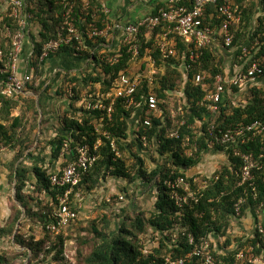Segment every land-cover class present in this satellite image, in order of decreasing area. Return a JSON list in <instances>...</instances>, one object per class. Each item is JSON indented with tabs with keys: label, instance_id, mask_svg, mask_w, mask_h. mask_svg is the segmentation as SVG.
Masks as SVG:
<instances>
[{
	"label": "trees",
	"instance_id": "16d2710c",
	"mask_svg": "<svg viewBox=\"0 0 264 264\" xmlns=\"http://www.w3.org/2000/svg\"><path fill=\"white\" fill-rule=\"evenodd\" d=\"M105 1L90 0L87 8V0H72L75 5L72 16L77 21V27L85 33L91 30V24L104 28L109 18L103 8ZM184 3L179 2L178 5ZM65 4L66 0H27L26 11L31 14L35 23L31 38L36 44L38 55L42 46L54 38L60 30ZM236 5L241 12V22L231 27L234 41L229 47L225 45L224 38L219 34L221 22L210 19V15L215 14L216 7L207 8L205 24H212V27L216 28V36L212 46L204 49L202 58L197 63L191 64L190 68H187V64H190L187 60V48L175 34H171L169 38L174 39V49L177 53L167 59L164 58L158 43L162 40V34L169 30L167 24H162L150 33L142 29L138 37L140 52L136 58L117 39L113 47L103 48L100 44H104L106 38L92 39L85 36L83 51L78 52L74 45L63 46L48 60V63L51 60L60 62L65 60L72 63L71 60H75L81 65L78 72L70 73L67 70L65 75L59 73L45 88V84L52 77V72L44 64L38 68L39 86L35 87L32 84L30 90L38 94L43 91L44 97L49 100L54 98L58 103L60 100H66L67 104L58 118V129L54 139L47 144V147H51L49 162L44 167H33L35 182L28 185V169L25 167H20L16 174H13L17 180L18 202L22 204L31 222H36L42 230L41 239L26 240L22 234L15 236L16 244L33 251L35 260L33 257L30 260L31 264L50 259L52 264H74L66 255L67 239L72 240L77 235L79 239L76 241L80 243V231L85 229L78 226L80 223L78 218L59 235L46 229L49 217L58 207L56 198L58 191L51 186L52 171L49 170L56 161H62L59 169L66 166L74 160L73 154L78 147L86 145L93 147L100 139L102 146L98 152L99 160L94 167L82 174L76 190L88 197L96 184L105 181L108 176L122 179L131 185L141 182L149 189L155 190H153L154 211L149 218H146L143 211H138L134 219L128 216L122 218L116 214L120 226L112 233L103 232L97 228V225H93L94 236L91 240L81 241L84 248L87 246L91 252L82 256L84 253L80 251L82 262H79L78 256V264H168V260L180 259H186L185 264H195L197 259L188 258L194 249V245L189 244L188 241L190 234L194 236L196 244H199L202 238L226 237L223 247L225 252L223 254L215 252L216 260L222 264H241L236 261L239 249H229L231 236L227 233L237 219L235 203L240 197L247 199V203L242 208V216L250 210L255 219H258L256 212L264 209V157L260 156L264 155V137H257L254 141L240 145L238 148L242 153H252L254 160L259 163L260 169L253 171L255 176L253 191L251 182L242 183L241 158L233 155L231 150L208 146L207 140L211 137L207 131L209 121L206 119L210 116L209 110L202 106L207 94L215 91V77L219 74L226 75L228 62L245 69L248 55L260 61L263 73L255 76L251 87L248 86L242 92L238 87H233V92L237 95L232 93L224 96L225 100L217 113L215 124L219 129L228 130L256 121L264 123V0H236ZM160 8H167L166 3L158 5L153 14H156ZM6 28L14 32L18 29L17 24L7 15L1 14L0 40L8 56L10 41L2 37ZM26 47H29L28 43ZM115 56L118 57V62L112 64L108 61ZM148 57L155 61L159 73L152 78V83L149 79H143L136 93L137 106L127 107L126 101L119 100L111 117L107 112L88 110L85 107L88 101L98 100L100 94H114L119 90L123 74L133 76L145 71ZM1 67L3 65L0 64ZM198 74H205L208 78L202 84H196L195 77ZM57 83L60 85L57 86ZM69 87L74 93L71 98L66 92ZM49 92L51 94H48ZM177 93H180V97ZM147 94H156L161 100L160 111L151 117V126L145 125L143 96ZM237 98L244 99V104H236ZM43 106V100L39 103L35 97L8 98L0 95V146L4 143L13 148L17 145L26 148L27 146H24L26 142L23 140L18 141L16 145V138L7 130L5 123L9 118L12 119L11 129H19L25 121L30 126L31 123L38 125L35 113ZM180 106H182L181 113L176 118H170L171 113L177 111ZM17 109L21 111V115L13 116L12 112ZM198 122L202 125L197 126ZM100 125L101 132H97L96 127ZM177 129L180 132L179 138H171L170 133ZM203 131L205 135L198 138L197 134ZM103 133H106L107 137ZM187 136L191 137L192 144L198 145V151L192 157L186 155L187 148L184 141ZM144 138L147 139V146ZM113 142L122 152V157L115 156L111 147ZM65 145H69V151H66ZM148 153L150 156H147ZM204 154L225 155L227 162L216 169L211 176H189V172L201 163ZM146 156L151 163L149 166ZM178 177H183L192 185V190L198 195L197 202L193 201L183 208L176 205L171 196L172 191L167 188L165 182ZM204 184H207L206 188L202 189ZM30 203H35L38 210H33ZM76 211L79 217V207ZM21 214L22 211L18 208L15 220H18ZM104 218L107 220L106 217ZM5 234L6 229H0V236ZM149 234H154L152 237L158 242V246L146 252L144 243ZM260 240L259 228H257L254 237L247 243L254 248L256 255H261L264 250V246L258 248ZM260 243L263 241L261 240ZM0 262L3 263L4 259H0Z\"/></svg>",
	"mask_w": 264,
	"mask_h": 264
},
{
	"label": "built area",
	"instance_id": "2783aa9c",
	"mask_svg": "<svg viewBox=\"0 0 264 264\" xmlns=\"http://www.w3.org/2000/svg\"><path fill=\"white\" fill-rule=\"evenodd\" d=\"M71 1L66 0L60 30L54 38L42 46L40 54L38 55L36 44L31 38V32L34 29L35 23L31 14L26 11L27 0H0V15H7L18 27L16 32L10 28H6L2 34L4 39L10 41L8 56H6L0 40V64L3 65L0 68V95L8 98H16L19 96L36 97V94L30 90V87L32 84L35 87L39 86L38 68H41L43 64L47 67L46 64L49 58L56 54L63 46L74 45L78 52L83 51L85 36L92 39L97 37L106 38V42L100 44V47L103 48L113 47L117 39L136 58L140 52L138 37L142 29L150 33L162 24H167L169 30L162 34V40L158 43L164 58L167 59L177 53L174 49V39L169 38L171 34H175L187 48V60L190 62V64H187V68H190L191 64L197 63L202 58L203 50L212 46L216 36V28H213L212 24H205V14L208 7H216L215 14H211L210 19H216L221 22L218 30L219 34L224 38L227 47L231 46L234 41L231 27L241 22V12L239 6L236 5V0H165L164 3H166L167 8H160L156 14L152 12L133 23H124L123 21L115 19L112 16L106 0L103 3V8L105 14L109 16L107 19L108 22L104 28H99L91 24V30L85 33L77 27V21L72 16L75 5ZM179 2H183L184 5H178ZM89 3L90 0H87V8L89 7ZM27 43L29 47L25 48ZM245 52H247L246 49ZM246 58L247 66L245 69H240L237 65H231L228 66L226 75L219 74L215 77V91L207 94L202 102V106H205L209 110L210 116L206 119L209 121L207 131L211 137L207 140L208 146L211 148L220 147L231 150L233 155L240 157L242 160V168L240 171L242 183L251 182L254 191L253 181L255 176L253 171L260 169L259 163L254 160L252 153H242L238 148L240 145L254 141L257 137H264V123L256 121L250 124H241L228 130L219 129L215 124L217 113L225 100L223 99L224 96L234 93L233 87H238L240 92L248 88V86L251 87L255 76L263 73L259 60H254L248 57V55ZM108 61L113 64L118 62V57H111ZM59 73L65 75L66 71L59 68L53 69L52 77L45 84V88L52 83L53 78ZM155 74V61L148 58L145 71H140L133 76L123 74L121 77V88L119 90H116L114 94H100L98 100L88 101L85 107L88 110L107 112L111 117L115 104L119 100L126 101L127 107L137 106L136 93L139 85L145 78L151 80L152 83V78ZM207 78L208 76L205 74H198L195 77V83L202 84ZM59 85L60 83H57V86ZM66 92L70 98L73 97L74 93L72 88H67ZM235 94L237 95V93L233 95ZM160 103L161 100L156 94L143 96V106L146 116L145 125L151 126V117L160 111ZM177 111L176 113L179 115L182 111V106ZM176 117L174 110L170 118L173 119ZM198 125L201 126L202 123L198 122ZM101 128V125L97 126L96 131L101 132ZM103 135L107 137L106 133H103ZM179 135L180 132L178 129L170 133L171 138L178 139ZM204 135L205 132L203 131L197 134V137L199 138ZM143 140L145 146H147V139L144 138ZM184 142L187 148L186 155L192 157L198 151L197 143L192 144L190 136H187ZM101 146L102 141L100 139L93 147L88 145L78 147L73 154V161L52 172L50 181L53 189L58 191L56 195L58 207L52 216L49 217L50 220L46 225V229L51 233L59 235L66 231L71 223L78 218L76 209L78 208L79 202L83 201L84 194L78 192L76 187L80 182L82 174L94 167L98 162V152ZM111 147L115 156L121 157V152L114 142L111 144ZM65 148L66 151H69V145H65ZM67 155L72 154L67 153ZM260 156L261 158L264 157V155ZM165 185L172 191L171 196L180 208L190 205L193 201H198L197 192L192 190V185L183 177H178L175 180H167ZM206 185L204 184L202 189H205ZM246 203V197H240L236 201V217H241L242 208ZM258 228L260 238L264 243V228L262 226ZM188 241L189 244L194 245V249L188 258L190 260L197 259L195 264H222V262L216 260L209 239L202 238L200 243L196 244L194 236L190 234L188 235ZM260 257L255 254L254 248L250 246L246 250L239 249L236 254V261L241 264L246 262L250 264H264V262L262 263L260 261ZM185 263L186 259L177 261L168 260V264Z\"/></svg>",
	"mask_w": 264,
	"mask_h": 264
},
{
	"label": "rangeland",
	"instance_id": "374dc122",
	"mask_svg": "<svg viewBox=\"0 0 264 264\" xmlns=\"http://www.w3.org/2000/svg\"><path fill=\"white\" fill-rule=\"evenodd\" d=\"M223 52L224 51H222V53ZM231 61L233 62V60ZM231 64V62H228V66H231ZM133 66H135V64ZM155 71L156 74L159 73L157 64H155ZM35 94V99L39 103H41L43 99L47 98L46 96L44 97L43 91H40L39 94ZM48 94H51V92ZM177 94L180 97V93ZM175 99L177 100V98ZM55 100L57 101V99L54 98L49 100L51 101L50 103H54L50 112H47L42 107H39V110H36L35 116L37 115L36 121L38 125L31 123L30 126V124L25 121V125L23 124L19 127V129H11L13 120L9 118V121L5 123L7 130L16 138V145L18 141L23 140L26 142V144L24 143V146L27 147L24 148V150L21 146L17 145L16 148H13L4 143L0 146V229H6V234L4 236H0V259H4V262H0V264H31L30 260L34 257V253L29 248L16 244L15 236L18 234H22L26 240H30L31 238H43V235L41 234V227L36 225V222H31V220L27 217L22 204H20L16 198L17 180L13 177V174H16V171L19 170L20 167L27 168V181L28 185H30L36 180L33 174V167H44L49 162L48 159L51 147H47V144L54 139L56 130L58 129V118L62 115V112L67 104L66 100H60L59 103H56ZM243 101L245 100L237 98L236 104H244ZM12 113L13 116L21 115V111L18 109ZM175 114L178 116L176 110ZM152 150L153 149H151L150 152H152ZM122 156L123 154L121 152V157ZM147 156H150L149 153ZM147 156L145 159L147 160V164L149 166L151 163L149 161V157ZM226 162L227 160L225 155L204 154L201 163L189 172V176H211L216 169L221 167L223 164L225 165ZM49 171H54L53 165ZM27 190L26 192L28 193ZM153 190L154 189H149V187L144 183L136 182L131 185L122 179H117L111 176H108L105 181H101L99 184H96L92 194L88 197L84 195L83 201L78 204L80 209L78 217V221L80 223L78 226L85 229L82 230L83 233L80 231L81 241L91 240L94 236L92 231L93 225H97V228L103 232H115L118 226H120L119 220L115 217L116 214L121 217L128 216L130 219H134L137 216L136 214L138 211H143L146 214V218H149L154 211L155 196L153 194ZM147 202L152 204L146 205ZM30 206L33 210H38L35 203H30ZM18 208L21 209L22 214L18 220H15ZM256 214L258 219H255V216L250 212V210H248L243 216L241 215V217H237V219L240 218L239 220L236 219L233 222L232 227L227 233L231 236V246H229L230 250L248 249L250 246H248L247 243L254 237L258 226H262L264 228V209L259 210ZM104 217H106L107 220ZM103 220L106 222H103ZM153 235L154 234H149L147 236V241L145 240L144 245L146 244V252H149L158 246V242L153 240ZM76 236L77 235H75V238L72 240L67 239L68 241L66 243V249L68 251L66 253L67 258L70 262H74V264H78V256L79 262L82 259L79 254L80 251L84 253L82 256L91 252V249L87 246L84 248L81 241L80 243L79 241H76V239H79ZM175 238L177 239V236H175ZM261 240L258 242V248L264 246V243H260ZM74 241H76V243ZM225 241L226 237H219L218 239L211 237L209 242L213 253L217 252L218 254H223L225 252V249H223ZM258 256H261L259 259L263 263L264 250L261 255ZM35 264H52V260L50 259L41 263L38 261L35 262Z\"/></svg>",
	"mask_w": 264,
	"mask_h": 264
},
{
	"label": "crops",
	"instance_id": "0c3cea01",
	"mask_svg": "<svg viewBox=\"0 0 264 264\" xmlns=\"http://www.w3.org/2000/svg\"><path fill=\"white\" fill-rule=\"evenodd\" d=\"M164 2L165 0H107L109 8L112 12V16L118 18L124 23H133L138 21L139 19L151 14L158 7V5H161ZM71 61L72 63L65 62V60L62 62L51 60L48 63L47 68L51 72L53 69L59 68L64 71L68 70L70 73H74L75 71L80 69L81 65L78 64V62H76L75 60ZM48 100V98L43 99V108L47 112H50V110H52V107L54 106V103H50L51 101ZM48 160H50V157ZM61 165L62 161H56L53 165V170H58ZM149 204L152 203L147 202L146 205Z\"/></svg>",
	"mask_w": 264,
	"mask_h": 264
}]
</instances>
